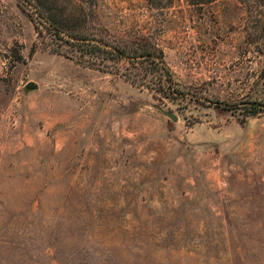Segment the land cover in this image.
I'll use <instances>...</instances> for the list:
<instances>
[{
  "label": "rangeland",
  "instance_id": "374dc122",
  "mask_svg": "<svg viewBox=\"0 0 264 264\" xmlns=\"http://www.w3.org/2000/svg\"><path fill=\"white\" fill-rule=\"evenodd\" d=\"M18 5L0 0V264H264V114L216 106L259 97L264 0H97L93 28L153 38L179 100L53 54Z\"/></svg>",
  "mask_w": 264,
  "mask_h": 264
},
{
  "label": "trees",
  "instance_id": "16d2710c",
  "mask_svg": "<svg viewBox=\"0 0 264 264\" xmlns=\"http://www.w3.org/2000/svg\"><path fill=\"white\" fill-rule=\"evenodd\" d=\"M17 1L20 10L33 22L38 37L42 38L45 32L55 43L53 54L75 58L89 69L119 75L133 86L145 87L168 99L186 96L173 78L164 50L153 38L139 35L111 41L106 31L93 28L97 0ZM187 1L201 7L218 0ZM146 2L150 9L160 10L168 8L173 0ZM252 93L259 97L251 99L248 95L239 105L216 103V106L230 111L239 109L245 117L264 114V81L255 82Z\"/></svg>",
  "mask_w": 264,
  "mask_h": 264
},
{
  "label": "water",
  "instance_id": "95a60500",
  "mask_svg": "<svg viewBox=\"0 0 264 264\" xmlns=\"http://www.w3.org/2000/svg\"><path fill=\"white\" fill-rule=\"evenodd\" d=\"M32 88H36V86L35 85H32ZM176 120V119H175Z\"/></svg>",
  "mask_w": 264,
  "mask_h": 264
}]
</instances>
